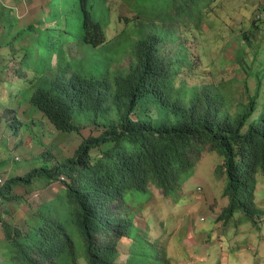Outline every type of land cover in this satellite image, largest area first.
<instances>
[{"label":"trees","instance_id":"16d2710c","mask_svg":"<svg viewBox=\"0 0 264 264\" xmlns=\"http://www.w3.org/2000/svg\"><path fill=\"white\" fill-rule=\"evenodd\" d=\"M122 1L131 18H124L113 39L107 35L110 0H50L46 28L31 24L26 30L30 44L20 63L30 78L20 81L31 86L23 96L59 132L79 133L83 120L104 130L85 138L67 162L10 176L0 187V196L16 198L13 185L69 179L63 182V217L47 210L23 236L6 228L9 258L0 264H80L81 255L86 264H119L125 239L132 240L125 264H170L140 233L126 197L149 193L151 186L164 197L176 194L196 165L197 144L208 145L222 160L217 172L227 179L228 204L219 221L246 219L261 229L260 83L254 94L243 85L238 101L227 82L191 87L178 79L181 67L191 65L187 53L164 52L167 40L177 38L176 24L201 27L205 8L217 0ZM12 86L7 85L4 110L15 102L9 101ZM92 150L99 156L95 163Z\"/></svg>","mask_w":264,"mask_h":264},{"label":"rangeland","instance_id":"374dc122","mask_svg":"<svg viewBox=\"0 0 264 264\" xmlns=\"http://www.w3.org/2000/svg\"><path fill=\"white\" fill-rule=\"evenodd\" d=\"M49 1L0 0V179L4 182L0 187L10 175L23 177L33 169L67 162L85 138L97 137L104 130L83 120L79 133L59 132L23 96V89L27 87V94L31 86L20 81L30 78V73L21 72L20 63L30 44L26 30L31 24L46 28ZM109 5L107 35L113 39L122 31L124 18H131V14L122 0H110ZM205 9L201 27L178 23L173 29L177 38L167 40L166 55L187 53L191 63L181 67L179 82L191 87L227 82V87L236 91L235 101L240 99L243 85L254 94L259 82V99L264 102V0H217L216 6ZM180 44L186 52L179 49ZM241 46L245 48L243 55L238 53ZM10 83L16 84L9 100L15 102L4 110ZM91 152L95 163L98 152ZM195 158L193 171L171 197H164L152 186L149 193L132 191L127 195V204L135 208L134 221L140 233L146 232L151 245L170 264H264V217L259 219L260 230L246 219L228 225L219 221L228 204L224 197L227 179L217 172L221 157L208 145L197 144ZM63 182L50 183L43 177L30 184L13 185L11 194L17 196V211L6 214L7 221L0 217V223L5 224L0 225V263L9 258L6 228L13 235L21 231L23 236L34 226V219L47 210L60 212L63 217ZM65 182H69L67 176ZM257 202L264 207L263 178L258 179ZM131 243V239L121 243L119 264H125ZM80 264H86L83 255Z\"/></svg>","mask_w":264,"mask_h":264},{"label":"crops","instance_id":"0c3cea01","mask_svg":"<svg viewBox=\"0 0 264 264\" xmlns=\"http://www.w3.org/2000/svg\"><path fill=\"white\" fill-rule=\"evenodd\" d=\"M16 199L17 198H13L11 196H7V197L0 196V207H1V211H0L1 216L0 217L3 218L4 221L8 220L6 214H9V213L12 214V213L17 211ZM8 223L11 224V222H8ZM0 225H2V222L0 223ZM246 249L247 248L244 247L243 250H246ZM254 254H256V253L254 252Z\"/></svg>","mask_w":264,"mask_h":264},{"label":"built area","instance_id":"2783aa9c","mask_svg":"<svg viewBox=\"0 0 264 264\" xmlns=\"http://www.w3.org/2000/svg\"><path fill=\"white\" fill-rule=\"evenodd\" d=\"M60 179L63 181V180H65V177L64 176H61L60 177ZM0 183H2V179H0ZM199 189V188H198ZM200 190V189H199ZM202 221L204 220V218L203 219H201Z\"/></svg>","mask_w":264,"mask_h":264},{"label":"clouds","instance_id":"9594fccd","mask_svg":"<svg viewBox=\"0 0 264 264\" xmlns=\"http://www.w3.org/2000/svg\"><path fill=\"white\" fill-rule=\"evenodd\" d=\"M62 176H64V175H62ZM65 177V176H64ZM61 180V179H60ZM62 181V180H61ZM65 181V180H64ZM4 183V182H3ZM3 183H0V184H3Z\"/></svg>","mask_w":264,"mask_h":264}]
</instances>
